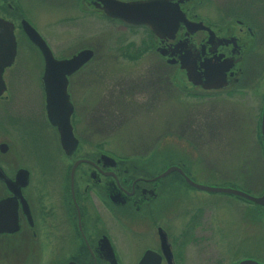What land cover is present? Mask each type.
<instances>
[{
  "label": "flooded vegetation",
  "instance_id": "1",
  "mask_svg": "<svg viewBox=\"0 0 264 264\" xmlns=\"http://www.w3.org/2000/svg\"><path fill=\"white\" fill-rule=\"evenodd\" d=\"M30 2L31 0H0V17L13 23L16 42L13 61L2 72L5 89L0 94V130L1 125L14 127L16 120L23 127L31 125L33 130L34 125L41 124L44 127L48 123L41 80L44 59L40 50L27 39L20 27L23 19L20 8L24 4L28 6ZM97 3V0H73L72 5L79 13L95 17L99 13ZM187 3L188 0H183L180 5ZM192 10V7L185 6L182 11L185 18L201 21L207 28L187 32L180 23L170 40L158 39L145 25H127L119 19H106L117 22L126 29H143L145 35L142 51L157 54L165 65L182 73L190 89L186 93L190 95H194L193 89H198L205 97L213 98L218 93L246 87L245 82L252 72L264 69V60L259 53V48L264 47V28L261 31L255 18L251 19L246 15L231 18L234 22L232 25L229 19L226 22L228 26H220ZM250 11L256 12L254 9ZM15 19L17 20L14 21ZM16 29L24 37V48H18ZM36 31L56 59L69 57L77 51L68 55H55L47 37L37 29ZM157 48L163 49L166 55L162 56ZM89 49L92 52L90 58L66 77L67 93L73 107L71 117L78 113L79 105L85 106L89 102L87 99L92 98L94 93L96 97V74L93 68L90 71L87 69V63L94 55V51ZM185 53L189 66L201 79H204L207 69L219 72L223 68L222 62L230 60L232 64L226 72V85L220 89H203L188 81L184 70L179 69L180 58ZM9 69H12L9 80L14 88L17 85H29L28 91L23 93L22 98L25 99L20 100L15 95L18 93L7 90L4 75ZM157 79L158 83L161 77L158 76ZM157 88L158 86L155 87V93ZM113 93L114 86L108 95L112 96ZM263 97L264 93L262 100ZM92 109L94 108L90 107ZM259 114L260 112L254 140L264 155V142L260 133H257ZM72 133L77 144L67 155L60 148L56 131H0V264H137L140 260L144 264H183L189 256L179 254L177 257L169 236V231L174 236L183 229L194 230V238L180 243L182 249L192 246L196 241L195 237L205 244L215 240L220 246H225L222 257L227 251L235 253L248 239L250 245H254L258 204L241 196L225 193L240 199L239 203L233 205L235 225L225 224L227 216L220 210L213 212L209 208L221 205L220 202L210 203L208 199H203L201 205L193 206L194 195L184 190V187H195L188 184L181 175L183 173L190 178L186 174L188 162L167 161L169 163L162 166L161 149L157 145L151 147L153 150L148 152L152 153L146 156L125 159L105 152L100 144L91 146L94 151L81 153V131ZM50 137L54 141L53 145L47 143ZM20 153L25 155L26 162H22ZM59 158L67 159L66 163L59 162ZM31 159L44 163L43 177L38 178L41 186L38 182L33 183L28 165ZM76 161L78 162L73 167ZM169 166L178 167L181 173L173 170L161 175ZM21 169L26 171V175H19ZM6 182L13 184L11 189ZM23 182V185L19 184ZM240 183L244 187L240 190L251 196H259L264 190L263 187L256 192L249 182ZM213 186L234 188L229 185ZM259 206L264 208V204ZM198 230L197 236L195 234ZM162 233L165 235L167 251L162 245ZM244 233L250 235L246 237ZM173 239L177 242V237ZM129 245L132 246L133 253L126 256L120 252V248ZM262 253L259 256L240 253L228 264H236L242 259L264 262V250Z\"/></svg>",
  "mask_w": 264,
  "mask_h": 264
},
{
  "label": "rangeland",
  "instance_id": "2",
  "mask_svg": "<svg viewBox=\"0 0 264 264\" xmlns=\"http://www.w3.org/2000/svg\"><path fill=\"white\" fill-rule=\"evenodd\" d=\"M72 3L73 0H31L19 12L24 20L47 37L55 55H68L84 47L94 51L87 69L93 68L96 74V97L94 93L87 99L89 102L85 106L79 105L78 113L71 117L73 131H81L79 152L94 151L91 146L100 144L105 152L125 159L146 156L152 153L148 150L157 145L161 149L162 166L168 164L167 161L188 162L186 174L198 183L229 185L242 190L244 187L240 182L246 181L256 192L264 187V155L254 140L264 93V69L253 71L243 89L218 93L213 98L193 89L194 95H190L186 93L190 89L182 73L165 65L157 54L142 51L143 29H126L102 17L100 12L95 17L85 16L74 9ZM185 6L192 7L194 13L220 26L227 25L226 22L235 16L246 15L255 18L260 30L264 28V0H188L187 4L179 5L180 10L183 11ZM252 8L255 13L250 11ZM229 23L234 24L232 19ZM15 36L18 48H24L26 42L17 29ZM259 51L264 60V47ZM11 70L4 75L7 90L18 93L15 95L20 100L25 99L23 93L28 91L29 85L25 84V89L21 85L14 88L9 80ZM158 76L161 77L159 84L156 81ZM112 86L114 93L110 96L108 92ZM90 107L94 109L90 110ZM15 122L14 127L1 125L0 131H55L48 123L44 127L34 125L33 130L31 125L23 127L22 123H17L19 121ZM47 143L53 145L54 141L50 137ZM19 156L24 162L25 155L20 153ZM66 160L59 158L62 163ZM37 162L31 159L28 165L33 183L38 182L41 186L39 179L43 177L44 163ZM185 189L194 195L193 206L201 205L203 199L210 203L220 202L221 205L209 208L213 212L222 211L227 216L225 224L235 225L233 205L239 203V197L205 192L186 185ZM257 209L256 241L252 243L255 246L250 245L248 239L247 244L242 243L235 253L227 251L222 257L225 246L215 240L205 244L195 237L192 246L182 249L180 243L194 238V230L183 229L174 236L169 231L174 254L189 256L183 264H228L240 253L263 255L264 208L258 205ZM198 234L199 230L195 235ZM120 252L130 256L132 246H122Z\"/></svg>",
  "mask_w": 264,
  "mask_h": 264
},
{
  "label": "water",
  "instance_id": "3",
  "mask_svg": "<svg viewBox=\"0 0 264 264\" xmlns=\"http://www.w3.org/2000/svg\"><path fill=\"white\" fill-rule=\"evenodd\" d=\"M98 12L109 19H119L128 25H145L151 33L158 39H172L177 27L182 23L187 32L196 29H206L201 21H190L185 18L179 5L182 0H97ZM20 27L27 39L35 45L41 52L44 59V71L41 77L44 92V108L48 123L57 132L58 142L63 152L69 155L77 144V139L73 136L71 125L72 104L67 93V76L84 64L91 56L89 48H81L66 58L56 59L39 35V33L24 19L20 21ZM13 23L0 17V94L4 91L5 85L2 79L3 69L9 66L15 55L16 42L13 33ZM195 28V29H194ZM157 51L165 56L163 49ZM179 61V69L184 70L186 79L194 85H200L203 89H220L226 85V72L231 67L230 60H224L223 68L218 72L207 69L204 79H201L196 71L189 66L188 56L185 53ZM172 62V61H171ZM174 62V61H173ZM170 63V62H169ZM193 69V70H192ZM259 133L264 142V97L261 103V110L258 120ZM78 161L74 162V165ZM72 170V169H71ZM173 170L181 173L176 166H169L161 175H165ZM19 175H26V171L19 170ZM184 180L196 189L230 193L246 198L258 205L264 204V190L259 196H251L236 188L227 186H211L194 182L183 173ZM0 176L2 172L0 170ZM23 185V183H19ZM18 184V185H19ZM11 189L12 183L6 182ZM164 233H162V245L167 248ZM112 254V253H111ZM137 264H144L140 260ZM236 264H264L250 259L239 260Z\"/></svg>",
  "mask_w": 264,
  "mask_h": 264
}]
</instances>
